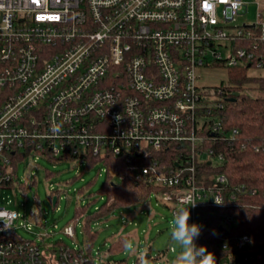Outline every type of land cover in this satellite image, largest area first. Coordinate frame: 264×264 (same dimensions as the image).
<instances>
[{
  "label": "built area",
  "instance_id": "obj_1",
  "mask_svg": "<svg viewBox=\"0 0 264 264\" xmlns=\"http://www.w3.org/2000/svg\"><path fill=\"white\" fill-rule=\"evenodd\" d=\"M246 9L244 0H0V193L27 156L90 152L121 159L106 168L120 179L128 170L163 186L155 196L174 213L189 207L188 223L210 231L199 210L228 207L230 180L220 172L199 184L198 166L222 162L238 129L225 125L226 86L199 80L214 67L263 66L264 0L256 22L234 25ZM39 210L26 216L0 198V264H97L34 231ZM235 225L221 213L218 245L237 251L216 264H257Z\"/></svg>",
  "mask_w": 264,
  "mask_h": 264
},
{
  "label": "rangeland",
  "instance_id": "obj_2",
  "mask_svg": "<svg viewBox=\"0 0 264 264\" xmlns=\"http://www.w3.org/2000/svg\"><path fill=\"white\" fill-rule=\"evenodd\" d=\"M258 1L244 0L247 9L235 16L233 24L256 22ZM247 74L264 76V66L249 67ZM229 78V70L219 66L206 70L199 83L226 86ZM251 86V83L247 84V90L264 95V91L253 90ZM213 161L215 164L218 162L215 158ZM106 168L104 162L89 167L87 161L80 158H64L55 163L39 154L27 156L18 162L14 185L1 190V205L17 209L26 216H29L32 209L39 207L43 211V219L38 224L33 223L34 231L47 233L48 242L61 239L70 246L77 245L89 251L97 264H168V261L176 264L182 249L172 239L176 218L173 205L155 194L150 196L149 201L121 207L107 218L93 222L92 229L97 231V235L89 246L84 228L85 219L83 216H75V206L88 203L93 210L103 200L102 195L96 192L102 189L106 180ZM91 181V186L86 187L84 192L76 191V188ZM51 194L59 196L56 205L51 200ZM93 198L96 200L92 201ZM68 225L75 227L73 236L65 232ZM19 232L26 238L36 235L25 228H20ZM120 236H127V242L133 245L132 250H127L125 245L122 249H111Z\"/></svg>",
  "mask_w": 264,
  "mask_h": 264
},
{
  "label": "trees",
  "instance_id": "obj_3",
  "mask_svg": "<svg viewBox=\"0 0 264 264\" xmlns=\"http://www.w3.org/2000/svg\"><path fill=\"white\" fill-rule=\"evenodd\" d=\"M264 66V43L259 53ZM229 84L226 88L229 92L225 100V125L228 129H238L236 140L231 146L223 145L220 149L225 151V159L219 164L200 163L199 184L210 185L213 183L214 175L224 172L228 175L230 183L226 191V208L202 207L199 210L200 221L203 226L211 230H203L198 237V247H206L208 252L214 254L218 259L221 255L226 256L229 251L235 254L237 251L231 243L229 249L219 247L216 235L219 233L218 224L221 221V213L231 212L237 218V225L231 228V234L247 233L251 236L253 247L250 251L256 255L257 264H264V95H258L247 90V84L251 88L264 91V76H249L248 66H237L229 68ZM239 91L240 95L234 97L233 93ZM64 158H80L87 161L92 167L99 162L107 166L121 161L117 157L104 159L100 155L90 152L78 155H66L61 158H51L55 163ZM170 165H174L168 160ZM15 180L6 184L5 187L14 185ZM87 185L76 188L77 192H84ZM239 188V189H237ZM164 189L163 186L147 179H137L132 171H125V177L120 179L107 172L106 180L102 189L96 193L101 194L103 200L92 210L88 203L75 206V216L82 217L84 228L88 235V244L91 246L97 235L92 229V223L107 218L114 210L125 206H132L139 202L149 201L150 196ZM236 189V190H235ZM256 189L255 193L252 190ZM234 198H229L231 193ZM53 194V193H52ZM51 200L53 201V195ZM57 203L59 196H57ZM93 198L92 201H95ZM56 203V204H57ZM127 242V236H120L111 246L122 249Z\"/></svg>",
  "mask_w": 264,
  "mask_h": 264
},
{
  "label": "clouds",
  "instance_id": "obj_4",
  "mask_svg": "<svg viewBox=\"0 0 264 264\" xmlns=\"http://www.w3.org/2000/svg\"><path fill=\"white\" fill-rule=\"evenodd\" d=\"M217 204H220L217 202ZM196 203L191 204L194 206ZM175 221L172 229V239L176 241L182 251L177 257L176 264H216L213 253L208 252L206 247L197 246L196 239L200 235V226L193 223L189 224L190 212L189 207L181 208L175 213ZM127 250H132L131 242L125 243Z\"/></svg>",
  "mask_w": 264,
  "mask_h": 264
},
{
  "label": "water",
  "instance_id": "obj_5",
  "mask_svg": "<svg viewBox=\"0 0 264 264\" xmlns=\"http://www.w3.org/2000/svg\"><path fill=\"white\" fill-rule=\"evenodd\" d=\"M233 95H234V97H237V96L240 95V92L239 91H236V92L233 93ZM57 199H58L57 195L53 196V204L54 205H56ZM41 216H42V211L39 210L38 211V214H37V219H40ZM220 229H221L222 232H225V228L222 225H220Z\"/></svg>",
  "mask_w": 264,
  "mask_h": 264
}]
</instances>
